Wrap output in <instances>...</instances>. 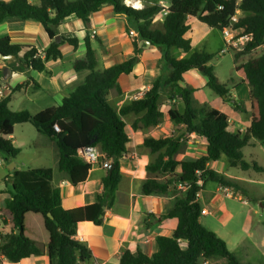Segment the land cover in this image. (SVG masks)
Returning <instances> with one entry per match:
<instances>
[{
	"label": "trees",
	"instance_id": "obj_1",
	"mask_svg": "<svg viewBox=\"0 0 264 264\" xmlns=\"http://www.w3.org/2000/svg\"><path fill=\"white\" fill-rule=\"evenodd\" d=\"M169 1L167 10L160 4L147 3L142 9H134L126 6L123 0H38V4H31L28 0H0V24L10 18L34 20L45 26L53 40L42 57L35 47L13 45L9 38H0L3 55L19 57L21 52L24 53L15 70L43 72L47 62L62 57L61 45L67 43L76 49L80 43L77 38L62 36L60 42L55 40L58 27L70 15L77 16L87 25L91 15L99 12L105 4L112 5L119 16L128 18L142 40L161 50L167 68L142 98L128 101L118 110L108 100V95L113 90L121 93L118 79L121 75L130 74L138 63L137 44L134 45L135 56L129 61L99 70L92 41L87 37L85 56L76 60L73 68L76 71L89 70L90 73L84 84L65 98L60 106L31 115L28 111H12L8 97L0 101V154L5 162L10 163L21 153L8 136L13 134L17 124L30 123L44 137L56 143L58 170L73 186L84 183L92 168L78 157L80 148L98 147L114 166L111 172L107 169L103 192L97 203L71 210H64L60 189L52 185V169L13 171L8 177L12 183L5 206L13 230L0 242V254L8 261L18 264L31 256H47L49 264L96 263L89 247L76 239V235L82 222L102 225L105 208L115 203L116 191L122 181L120 163L129 140L124 118L133 116L134 128L147 130L157 126L164 117L162 98H167L183 103L182 110L172 108L169 111V120L175 127L183 126L184 133L143 142L142 146L149 150L152 158L146 166L147 180L142 193L173 195L172 207L159 220L176 218L178 225L173 236L156 237L158 252L147 255L141 250L134 254L125 250L119 264H213L220 260H226L225 264H242L223 238L201 223L203 207L197 194L209 182L235 187L227 177L208 169L209 164L219 161L223 155L232 167L264 172V167L256 161H246L242 152L252 139L264 144V53L236 68L250 87L251 97L247 105L236 100L231 90L216 77L210 65L212 55L204 51L192 52V42L185 35L190 29L187 24L189 16L222 31L238 11L241 15L237 28L252 36L241 53L247 55L264 47V0ZM164 10L168 15L162 29H152V22ZM176 50L190 56L178 58L173 54ZM237 59L235 53L236 62ZM201 67H204L202 73L207 77L211 91L235 111L250 116L244 135L230 128L227 114L210 107L196 108L194 90L181 86L185 72ZM55 125L60 131H55ZM193 134L206 140V154L196 161L178 160V154L186 145L185 135ZM177 167H180L179 173L176 172ZM199 178L204 181L203 186L197 184Z\"/></svg>",
	"mask_w": 264,
	"mask_h": 264
},
{
	"label": "crops",
	"instance_id": "obj_2",
	"mask_svg": "<svg viewBox=\"0 0 264 264\" xmlns=\"http://www.w3.org/2000/svg\"><path fill=\"white\" fill-rule=\"evenodd\" d=\"M139 3L141 6L138 9H142L144 3L160 4L167 10L170 7L169 0H139ZM31 4H38V0H33ZM165 17L166 15L163 13L159 14L152 22V29H162ZM187 21L190 29L185 36L192 42V52L204 51L213 56V49L217 41L213 32L215 29L208 27L197 18L189 16ZM93 31L96 33L94 34ZM131 31L137 32L134 24L128 18L115 13L110 4H105L99 12L93 13L87 25L75 15L65 18L58 27L57 37L77 38L80 43L76 49L67 43L61 45L62 57L47 62L45 71L15 70L14 67L20 64V59L24 55L22 52L11 64L0 60V86H9L10 93L7 95L9 107L15 112L28 111L31 115H37L42 111L60 106L65 98L84 84L90 73L89 70L76 71L73 68L74 62L85 56L86 47L84 43L85 39L89 37L97 57L99 70L129 61L135 56L134 45L137 44L138 63L130 74L121 75L118 79L121 93L118 94L116 90H113L108 95L111 104L120 110L126 102L134 99L133 96L136 93H147L162 74V71L167 69L161 50L151 43H147L148 41L142 40L139 34L138 36H131ZM0 38H9L10 44L13 45L35 47L42 57L45 56L53 42L42 23L16 18L7 19L0 24ZM223 41L224 39H222L217 53H221L224 48L225 42L223 44ZM173 54L178 58L190 56L189 53H184L181 50L173 51ZM221 55L223 54L221 53ZM210 65H212V60ZM239 66L241 64L239 61H235L234 52L235 71ZM202 71L201 69H194L185 72L183 82H181V86H189L194 90L193 99L199 101H202V98L198 95L204 88L208 87L207 77ZM215 75L218 78L216 73ZM235 75H237V81L234 77L230 79L232 82L231 89L227 84H223L233 90L232 94L236 100L244 101L249 105L250 87L245 82L241 72L236 71ZM242 88H246L248 92V97L244 99L239 98L238 94ZM162 99L161 111L164 117L163 122L159 125L144 130L132 126L133 116L124 118L129 140L126 144V153L120 163L122 181L116 191L115 203L112 207L105 208L102 225L82 222L78 226L76 239L86 243L97 264H119L125 250H130L133 254L141 250L144 254L153 255L159 250L156 237L173 236L177 228L178 220L176 218L159 220L172 207L173 195L159 196L142 193L143 184L147 180L146 166L152 158L149 150L142 146L143 142L147 139L158 140L184 133L183 126L175 127L169 120V111L172 108L182 110L183 103L180 100ZM210 108L227 114L230 117L231 129H234L233 123L244 125L245 128L240 129L241 131L246 130L249 125L250 116L247 121L242 122L243 114L235 111L229 103L218 96L211 103ZM240 124H237L236 128ZM185 136L186 145L178 154V160L196 161L206 154L207 142L204 138L195 134ZM8 139L19 148L21 153L10 163L5 162L4 156L0 154V236H5L13 230L11 217L5 206L10 198L9 187L12 183L8 177L12 176V172L15 170L52 169V185L60 189L64 210L97 203L103 192V178L107 174V169L101 165H96L91 168L84 183L73 186L65 174L58 170L59 151L56 143L44 137L32 124H17L13 134L9 135ZM252 145L261 146L262 144L252 139L246 147ZM254 154L256 156L257 153L255 151L249 152L248 162L256 161L257 157ZM244 158H246L245 154ZM229 166L228 158L223 155L219 161L209 164L208 169L230 177L231 175H228L227 172ZM176 172H180V167L176 168ZM238 180L256 182L254 179L245 177H239ZM205 192H207L206 186L201 191L199 202L209 212L207 215L215 213L216 218L224 224L230 221L232 214L226 207L221 194L216 192L212 196H207ZM200 221L206 227L202 218ZM218 235L222 237L219 233ZM235 255L242 264H260L250 254H245L244 260L237 254ZM225 262L227 261L220 260L217 263L225 264ZM18 264H49V259L47 256H31L21 260Z\"/></svg>",
	"mask_w": 264,
	"mask_h": 264
},
{
	"label": "rangeland",
	"instance_id": "obj_3",
	"mask_svg": "<svg viewBox=\"0 0 264 264\" xmlns=\"http://www.w3.org/2000/svg\"><path fill=\"white\" fill-rule=\"evenodd\" d=\"M213 32L217 41L215 48L213 49L212 65L216 70L215 73L217 74L218 79L222 83L227 84L231 89L232 82L230 79L234 77L237 81V75H235L236 71L234 69V52L229 51L223 55H221V53H217V49L223 39V34L219 30H215ZM241 53L242 52H238L236 55H238L237 61L243 65L249 59L259 55L261 56L264 53V47H259L247 55H243ZM231 92H233V90H231ZM238 94L241 99L248 97L246 88H242ZM198 96L202 98L203 102L195 99L194 106L196 108H203L211 107V103L218 95L211 91L209 87H206ZM248 118L249 115L243 114L242 122L247 121ZM237 124L240 123H233V131L240 132V129L245 128L242 124L238 125L236 128ZM240 133L244 135L245 130H242ZM252 151L257 153L256 156L254 154V156L257 157L255 159L256 162L260 166L264 167V144L261 146L252 145L243 149V153L245 154V159L247 161H249V152L251 153ZM227 169L228 175L231 176L228 177L225 174L222 175L234 182L235 187L222 186L209 182L206 185L207 192H205V195L212 196V194H216V192L220 193L221 197L224 198L223 200L226 207L232 214V219L224 224L220 219H217L215 213H213L207 216H202V221L209 230L213 232L218 231L215 233L222 235V238L228 244L229 249L240 258L244 260V255L250 254L255 261L260 264H264V172H256L254 169H248L245 173V171L240 169V167H232L231 164L227 167ZM239 177L254 179L256 182L241 181L238 180ZM228 189L233 193L231 198L227 196L229 191ZM244 201H246V203ZM3 237L4 235L0 236V242ZM213 264L220 263L214 262Z\"/></svg>",
	"mask_w": 264,
	"mask_h": 264
},
{
	"label": "built area",
	"instance_id": "obj_4",
	"mask_svg": "<svg viewBox=\"0 0 264 264\" xmlns=\"http://www.w3.org/2000/svg\"><path fill=\"white\" fill-rule=\"evenodd\" d=\"M29 3H32L33 0H28ZM125 5L128 7H132L134 9H138L135 8L133 2L138 1L139 0H123ZM164 15H168V11L164 10L162 12ZM240 12L237 11V13L231 18L230 24L223 27L222 29V34H223V39L225 42V46L222 49L221 53H228L229 51H233V52H243L244 49H246L248 43L251 41L252 36L248 35L244 32L243 29L241 28H237V24L239 23V18H240ZM93 33L95 34L96 32L93 31ZM131 36H138V33L135 31H131L130 32ZM10 93V89L9 86H0V101H2L3 99L7 98V95ZM144 96V94L141 92L136 93L133 98L137 99V98H142ZM55 131H60L59 126L55 125L54 127ZM78 157L83 160L85 163L89 164L91 167H94L96 165H101L104 169H108L110 167V163L111 161L108 160L106 154H104L103 152H101V150L98 147L95 146H85L83 148L78 149L77 151ZM197 174L199 175L200 172H197ZM197 184L200 186L204 185V181L199 178L197 181ZM181 188H185L181 186ZM229 190V189H228ZM201 195V191L197 194L198 197H200ZM227 196H229L230 198L233 196V193L231 192V190L228 191ZM246 203V201H244ZM209 214V212L207 211L206 208H203L202 210V215H207ZM0 264H14L10 261H8L3 255L0 254ZM92 264H97V263H92ZM205 264H208L207 262Z\"/></svg>",
	"mask_w": 264,
	"mask_h": 264
},
{
	"label": "water",
	"instance_id": "obj_5",
	"mask_svg": "<svg viewBox=\"0 0 264 264\" xmlns=\"http://www.w3.org/2000/svg\"><path fill=\"white\" fill-rule=\"evenodd\" d=\"M56 40L58 42L61 41V38L60 37H56ZM147 43H150V42H147ZM18 57L16 55H3L1 52H0V60L4 61V62H7L9 64H11L15 59H17ZM201 70L204 69V67H201L199 68ZM112 169H114V166L113 165H110L109 167V171L111 172ZM50 217L52 218V216L50 215Z\"/></svg>",
	"mask_w": 264,
	"mask_h": 264
},
{
	"label": "bare ground",
	"instance_id": "obj_6",
	"mask_svg": "<svg viewBox=\"0 0 264 264\" xmlns=\"http://www.w3.org/2000/svg\"><path fill=\"white\" fill-rule=\"evenodd\" d=\"M135 8H140L141 4L138 1L133 2Z\"/></svg>",
	"mask_w": 264,
	"mask_h": 264
}]
</instances>
